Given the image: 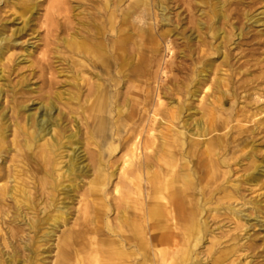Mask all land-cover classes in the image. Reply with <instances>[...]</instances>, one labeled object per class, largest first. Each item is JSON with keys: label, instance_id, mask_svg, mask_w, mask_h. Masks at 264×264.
<instances>
[{"label": "bare ground", "instance_id": "6f19581e", "mask_svg": "<svg viewBox=\"0 0 264 264\" xmlns=\"http://www.w3.org/2000/svg\"><path fill=\"white\" fill-rule=\"evenodd\" d=\"M9 1L12 0H0V4H14ZM13 1L22 3L23 16L38 6L36 0ZM61 1L49 0L53 12L49 11V21L58 13ZM125 1L96 0L98 5L92 8L93 15L88 14L80 28H71L61 41L75 58L74 65L82 68L80 81L87 87L85 100L90 101L87 119L93 129L87 126L82 107L77 108L78 116L64 104L65 112L56 107L57 100L46 94L35 108H29L25 103L10 99L11 103L8 102L7 95L2 97L0 87V160L3 161L12 147L19 152L22 167L28 168L29 161L33 160L36 171L22 170L29 173L27 180L33 189L43 191L50 199L60 190L64 197L70 196L78 179L92 172L86 183L88 204L80 213L81 222L62 240L59 238L53 264H199L194 257L195 248L204 238L203 216L212 210L208 204L213 192L206 190L210 185H217L215 167L224 161L219 156L210 158L216 152L207 148L196 156L192 148L196 142L191 137H204L221 128V123L215 120V111L222 113L218 104L220 94L217 95L221 80L209 77L210 67L202 68L190 77L181 100H174V89L159 84V73L149 76L147 67L155 61L158 42L151 32L153 25L141 23L155 12L161 14L160 22L166 21V7L162 0L158 3L133 0L134 11L130 7L121 9L120 4ZM224 3L213 2L209 7V29L218 33L222 31L214 28L213 20L228 21L221 11ZM131 11L140 25L129 32L126 21L132 16ZM63 29L68 30L65 25ZM5 34L0 21V61L16 42ZM163 35L159 37L162 39ZM146 41L152 46L148 47ZM141 47H146L150 56L137 57L138 65L128 74L126 69L135 61ZM2 74L0 68V80ZM150 81L155 84L153 88L149 86ZM209 90L211 93L207 95L205 92ZM2 98L7 106L1 105ZM55 98L61 99L57 94ZM8 110L11 119L6 117ZM197 113L201 119L194 121L192 117ZM103 115L108 116V123L103 121ZM77 122L83 125V138ZM107 126L110 138L106 137ZM16 132L22 136L18 142ZM8 136H11L10 145L6 143ZM116 152L121 155L114 159ZM64 157L65 162L58 161ZM263 165V162L251 163L245 175L247 183H257L264 177ZM19 177V174L12 177L14 184L8 192L5 184H1L0 195L14 197L17 209L20 203L31 208L28 189ZM0 181H3L1 176ZM66 181L68 185L63 186ZM8 182L9 178L5 183ZM108 185L112 188L109 193ZM229 188L231 191L218 187L216 192L224 191L225 198L229 199L238 193L237 186ZM16 196L24 199L23 202H18ZM48 207H53L55 213L44 217L41 223H47L48 219L51 223L37 239L32 240L33 236L23 243L28 252L24 259L20 260L13 250L1 256L0 264L41 262V255L38 257L34 252L35 244L49 242L58 226L67 220L66 202L61 201L58 206L49 203ZM222 208L238 218L248 217L231 205ZM36 223H28L29 228L33 230ZM177 229L181 234L175 232Z\"/></svg>", "mask_w": 264, "mask_h": 264}, {"label": "rangeland", "instance_id": "374dc122", "mask_svg": "<svg viewBox=\"0 0 264 264\" xmlns=\"http://www.w3.org/2000/svg\"><path fill=\"white\" fill-rule=\"evenodd\" d=\"M150 1L158 3V0ZM218 1L225 2L221 11L228 17L227 22L213 20L214 28L221 29V33L209 29V7ZM9 2L14 4H0V21L5 27V35L16 42L12 43L8 53L0 61V68L3 70V78L0 80L2 97L7 95V100L35 108L48 94L57 100L56 107L65 112L67 109H64V104H67L72 113L77 112L78 116L80 110L77 108L82 107L86 124L93 129L91 121L87 119L90 106V101L85 100L87 87L81 85L80 81L79 71L82 68L74 65L75 58L62 46L61 41L71 32V28H80V23L86 21L88 14L93 15L92 8L98 3L96 0H62L58 13L49 21V0H36L38 6L35 11L25 16L21 2ZM162 3L166 7V21L160 22L159 12H155L156 20L153 19L156 14L151 13L150 17L141 21L153 25L151 32L158 42L155 61L150 68L147 67L149 76L154 72L159 73V84L174 89V100H181L190 77L202 68L205 70L210 67L207 71L209 77L221 80L217 95L220 94L218 104L221 105L222 113L215 111L216 123L218 120L221 128L204 137H191L196 142L192 145L196 156H200L207 148L216 152L210 158L219 156L224 161L215 167L217 185H210L206 190L208 193L213 192L208 204L212 210H208L203 216L204 238L195 248L194 257L199 264H264V177H260L257 183H247L245 180L252 162L264 164V0H162ZM127 7L134 11V1L126 0L120 4L121 9ZM133 11L126 21L129 32L140 25L134 19ZM64 25L67 32L63 29ZM160 34L165 36L161 39ZM167 40H170L168 49ZM147 43L146 41L145 44ZM148 54L146 47L139 48L135 61L127 67L126 72L129 74L138 65L137 57L146 58ZM149 86L153 88L154 82L150 81ZM124 90L125 87H122V91ZM205 93L210 95L211 92L209 90ZM56 94L61 99H56ZM162 99L168 102V99ZM1 102L3 107L7 106L3 103V98ZM127 108L130 110V106ZM6 117L11 119V111H7ZM102 117L108 123V116ZM192 118L195 121L201 119V116L197 113ZM20 120L21 118L18 122ZM77 123L83 138V125L81 122ZM105 133L110 138L108 126ZM21 138V133L16 132L15 140L18 142ZM6 140L7 145H10L11 136ZM96 140L99 142V136H96ZM15 149L12 147L3 161L0 160V176L3 177L0 185L5 184V192H8L14 184L12 177L19 174L33 204L31 208H27L24 203H20L17 209L14 197L0 195V262L3 261L2 255L13 250L23 260L24 255L28 254L23 243L33 236L35 238L32 240L37 239L51 223V219L47 223H41L44 217L55 213L48 204L58 206L64 201L68 207L66 222L58 226L49 242L35 244L34 252L38 257L41 255V262L53 264L59 238L62 240L69 231L77 229L76 225L81 222L80 213L88 204L85 196L88 186L86 183L91 179L92 172L78 179L79 183L70 196L64 197L60 190L54 192L50 199L43 191L33 189L31 181L27 180L29 173L22 170L36 171L34 161H29L28 168L22 167L19 152ZM120 155L121 153L116 152L114 159ZM61 160L65 162L67 158L58 159ZM262 168L264 169V165ZM8 178L9 182L5 183ZM67 185L68 181L63 182V186ZM231 185L237 186L238 193L229 199L225 198L224 191L216 192L218 187L231 191ZM111 189L108 185V193ZM16 198L18 202L24 200L19 196ZM224 205L241 209L248 217L238 218L223 209ZM33 221L37 223L31 230L28 223ZM175 232L181 234L182 231L177 229ZM218 257L220 260L215 262ZM41 262L37 260L36 263Z\"/></svg>", "mask_w": 264, "mask_h": 264}]
</instances>
